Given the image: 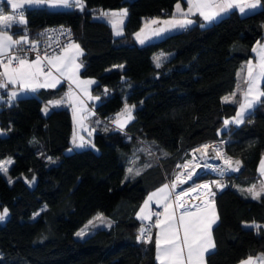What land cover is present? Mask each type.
Returning a JSON list of instances; mask_svg holds the SVG:
<instances>
[{"label": "trees", "instance_id": "16d2710c", "mask_svg": "<svg viewBox=\"0 0 264 264\" xmlns=\"http://www.w3.org/2000/svg\"><path fill=\"white\" fill-rule=\"evenodd\" d=\"M178 1L83 0V10L25 7L31 39L46 26L70 25L83 47L81 74L96 78L93 89L104 103L96 109L106 120L94 130L95 146L73 148L70 107L44 110L64 84L1 104L0 159L13 161L8 174L0 172V211L9 209L0 222V264H157L156 223L151 242L137 239L145 221L139 207L149 191L172 179L189 149L218 139H224L227 156L243 159L244 168L214 196L219 219L206 264H235L264 251V226L244 224L264 222V194L253 199L236 187L258 179L264 104L258 102L243 124L222 128L237 110L223 97L233 91L254 43L264 38V0L245 13L234 8L205 27L200 19L143 44L134 39L143 24L173 14ZM123 7L124 33L115 35L112 23L97 14ZM158 51L170 53L160 67ZM126 104L134 106V119L121 130L114 116ZM208 176L198 174L192 182ZM97 214L112 223L77 237Z\"/></svg>", "mask_w": 264, "mask_h": 264}, {"label": "snow or ice", "instance_id": "6c2138e0", "mask_svg": "<svg viewBox=\"0 0 264 264\" xmlns=\"http://www.w3.org/2000/svg\"><path fill=\"white\" fill-rule=\"evenodd\" d=\"M8 3L11 4L12 8L15 10V15H3L0 14V57L7 56L8 62L5 64L3 59H0V65L3 66L4 71L0 73V77L6 78L7 83L4 82L3 79H0V88H6L8 84L11 83H19L24 90L36 91L38 88L43 87H55L56 83H59L58 80H55L52 83L47 82V77L45 83H39L38 78L43 75L41 72V60L40 57L37 56L36 60L29 62L27 59L23 58L22 56H13L10 54V50L14 45H22V44H31L32 49L36 48L37 42L36 41H29L27 35V21L24 16V9L25 7H31L35 5H47L51 8H80L83 10L84 3L83 0H7ZM188 3V10L185 12L180 8V4H177V13L183 17L181 19H176L177 13L173 14V19L163 21L165 25L168 26L167 29H159V31H154L153 35H161L168 29H185L189 25L194 23L193 20L187 19L189 15L193 13V11L197 12L200 16L203 17L205 21L204 24H201V27H205L206 24L214 23L217 19H219L222 15L228 14L234 8L239 9L241 13H245V9H255L259 0H248V2H241V0H187ZM102 16H125L126 10H121L120 12H102ZM151 23H157L156 21H152ZM13 26H16L20 30L24 31L25 34L20 36L19 39H13L12 35H9L8 32L11 30ZM48 31V30H46ZM63 32L64 30L61 29ZM143 31V29L141 30ZM119 35V32H117ZM137 39L139 42L143 44L145 39H140V33H136ZM70 47H74L77 52V55L82 54L79 49V45L70 44ZM31 50V49H29ZM20 51H25L23 48ZM256 51V49H253ZM260 63L258 65L259 71L254 73L253 68L250 66L248 67V90L244 94V102L240 103L239 107L240 110L236 113V116L233 117L232 123L234 124H242L244 122V117L246 113H249L250 110L255 106L257 102L264 104V101H261L260 98L264 97V91H260L257 89L255 95H253V88L255 84V78L260 77L264 78V46H261L260 50ZM70 59H74V57H69L67 55L60 57L50 58L47 54L44 56V60L48 61L49 64L55 66L57 61L61 62L64 67H67V62ZM160 57H156V66L160 67ZM16 61L18 63V67H12L13 62ZM80 65H77V70L79 69ZM60 70V69H58ZM61 74L63 72L61 71ZM80 84L90 85L96 83L93 80H85L80 81ZM17 93L11 92L9 94L7 103H11L14 98H16ZM235 96V93H233ZM98 99V97H97ZM226 101L231 99L230 97L224 98ZM5 102L3 98L0 97V103ZM53 105H60L63 103V100L49 102ZM132 107H129L127 104L123 110L124 113H127V119L124 123L119 122V116L117 115V126L121 130L124 127V124L128 121L134 119L132 116ZM47 110V109H45ZM229 121H225V124H228ZM83 147V144L79 145ZM204 149H207L209 146L204 145L202 146ZM199 151V150H197ZM217 155H220L217 151ZM7 163H11L8 161ZM225 164L228 166V169L238 170V167L233 169L231 158L225 160ZM235 164L239 166L240 161H235ZM187 167V165H184ZM205 167H208L205 165ZM221 174H223L226 169L224 168H217ZM132 170L129 169V172ZM0 172H7V167L4 162H0ZM261 173L264 174V161L261 162ZM139 175V172L136 173ZM188 179H192V171L190 170L187 173ZM185 181L181 180L180 183H184ZM216 184V187L222 188L224 185L213 181ZM176 184L173 183L171 187L174 189L176 188ZM204 189H208L209 185L205 184L202 186ZM169 188V185L165 184L161 189L157 190L159 192H165L166 189ZM248 193L252 196L253 199H257L261 196V193H264V186L261 187L260 191H255V186L253 188L247 189ZM157 193H152L149 195L148 200L145 201V205L141 208L140 213L144 212V208L148 206L149 201L153 199ZM184 193L181 192L176 197L177 206L183 207L180 203V197L183 196ZM209 195H214V193L209 192ZM168 193L165 192V199H167ZM207 204L208 202L205 201V207L200 208L198 205L197 208L199 209L196 213L185 212L182 213L179 217V227H173V217L171 215L167 216L165 221H160L159 225H163L162 227V234H158L155 239V247H156V259L160 261V264H203V259L205 253L211 254L210 250L214 249V243L212 240L211 229L214 224H216L218 217L215 215L214 207L212 210L211 215L207 212ZM167 212V207L165 209ZM138 216L141 220H150V215H140ZM7 215V209L4 210L3 213H0V221L4 220ZM159 215L158 213L156 214ZM98 219L100 217H97ZM92 223L91 221L89 222ZM87 227V226H86ZM259 227V226H255ZM179 228L183 229V236L181 237ZM150 232L149 228H141L140 235L138 236V240H143L144 242H151V236L146 235ZM77 236H84L85 231L81 230L76 234ZM260 259L264 260V257ZM252 258L249 257L248 261H242L241 264H250Z\"/></svg>", "mask_w": 264, "mask_h": 264}, {"label": "crops", "instance_id": "0c3cea01", "mask_svg": "<svg viewBox=\"0 0 264 264\" xmlns=\"http://www.w3.org/2000/svg\"><path fill=\"white\" fill-rule=\"evenodd\" d=\"M16 2H19V1L16 0ZM241 2H248V0H241ZM178 3L180 4V8L183 11L186 12L188 10L187 0H186V2L180 0L176 3L173 14L177 13V7L176 6ZM260 5H261V0H259V3L257 4L256 8H258ZM237 9H238V7H237ZM115 10H119V11H115ZM121 10H126V15H127V8L126 7H123V9H121V8L110 9V10L108 9L107 11L104 10V11H101L100 13H102V12H108V13L120 12ZM251 10H254V9H245V12H248ZM0 14L15 15L16 13H15V10L12 8L11 4L7 2V0H0ZM173 14H171V15H173ZM24 16H25V13H24ZM176 16H180V15L177 13ZM104 17L107 20H109L112 23V26L114 27L115 17L110 16V15L104 16ZM181 18H183V17H181ZM25 19H26V16H25ZM187 19H191L194 22L196 20L202 19V21L205 22L203 20V17L200 16L195 11H193V13L191 15H189L187 17ZM160 21L161 20H159L157 24H160L161 23ZM152 25H154V24H151V23L143 24L139 29H137L134 32V35H133L134 39L139 42V39H137L136 33L142 32L141 31L142 29H143V32L145 35L144 37H147L146 39L144 38L145 42L148 40L156 39V38H158V37H160L166 33L171 32V31L179 30V29H168L166 32L162 33L161 35H153L154 31H159V29H162V28L155 29V27L153 28ZM167 28H168V26H167ZM167 28H165V29H167ZM123 33L124 32H121V33H119V35H122ZM8 34L12 35L13 39H19L20 36L25 34V32L20 30L16 26H13L11 28V30L8 32ZM114 34L118 35L117 32H115V31H114ZM27 35H28V33H27ZM141 35H142V33H140V37H141ZM28 38H30L29 35H28ZM141 39H143V37ZM70 44L79 45L80 52L81 53L83 52V47H82L81 43L76 40V41H72L70 43L65 44L61 48V50L58 51L57 53L49 55L50 58H54L57 56L63 57L65 55H67L69 57H74V59H70L67 62V67H64V65L61 62L57 61L55 63V66L48 63L50 69L48 71L44 72L43 67L45 65V60L43 57L39 56L40 60H41V72L43 73V75H41L38 78V81H39V83H45L46 77H47L48 83H52L55 80L59 81V83H56L55 87H43V88H56V87L60 86L61 84L65 85V90L61 95L51 97L46 101V103L44 105V110L47 109L45 111H48L53 106H60V105H64V104L68 105L72 111V116H73V123H74L73 134L75 133L76 137L78 139L82 140V142H84V141H87V136L84 132L85 131L91 132L93 129L95 130L97 125H99V123L101 122V119L98 116V113L96 110L100 107L104 108V103H102L100 101V99H101L100 95L98 93H96L93 89V86L95 83L90 84V85H84V84L79 83L80 81H85V80H93L95 82H97V80L95 77L84 76L81 74V68L83 65L82 54L77 55L76 54L77 50L74 47H70L69 46ZM157 54H163V55L165 54L164 58H167L170 53H165L164 51H158V52H156L155 57ZM23 58H25L29 62H31V61L36 60L37 56L23 57ZM77 65H80L78 70L76 68ZM12 67H18V63L17 62L13 63ZM58 69H60V70H58ZM3 71H4V68L2 66V72ZM61 71L63 72V74H61ZM5 80H6V78H5ZM39 89H41V88H38L34 92L30 91V90L26 91L21 87V85L19 83H11V84H8V87L5 91L0 93V97L3 98V101H8L9 94L11 92H16L17 93L16 97H18L20 95L36 93L37 91H39ZM97 97H98V99H97ZM14 100H15V98L13 99V101ZM59 100H63V103L60 105H53V104L49 103V102L59 101ZM2 103H0V106ZM96 107H97V109H96ZM123 110L116 113V115L114 116V121L117 122V115L120 114L119 122L124 123V121L127 119V113H124ZM127 123L124 124V127L127 125ZM73 134H72V139H73ZM262 161H264V153L262 154V157H261L259 164H258V174H259L258 179H261V182L259 183V185H260L259 191H260L261 187L264 186V174L261 173V162ZM176 166H177V164H176ZM199 182H203V185L208 184L209 188L204 189L201 187L200 189H197L195 191H191L190 193H188V195L184 201H182L180 199V203L183 205V207L177 206V202H176L177 196L176 197L172 196L171 180H167V181L162 182L161 184H159L158 186H156L155 188H153L151 191L148 192V194L146 195V197L144 198V200L142 201V203L139 207L137 215H138V213H140L141 208L145 205V201L148 200V197L150 194L157 193V190L161 189L163 187V185H165V184L169 185V188L165 190V192L168 193L167 199H165V192L157 193V195L154 196L151 201H149L148 206L146 208H144V212L140 213V215L152 216L151 206L155 205V204H159L162 206V214L156 221V228H155V233H154L155 239H156L158 234H162L163 225L158 226V223L160 221H165L166 217L171 215L173 217V227H179V217L181 216V214L185 213V212H190V213L198 212L199 209L197 208V206L199 205L200 208L205 207V201L208 202V204H207L208 214L211 215L213 207H214L215 215L219 219V212H218V208H217V205H216L215 199H214V196L216 193H214V195H209V192L213 193L212 183L210 181H207L206 179L201 180ZM195 184H197V182ZM195 184L193 186L185 189V190L180 191V192H185V191L189 190L190 188L194 187ZM263 194L264 193H262L261 195H263ZM166 207H167V212L165 211ZM244 224L245 225H253V226H260V225L264 226V222L261 223V222H256V221H246ZM213 226L211 229V235H212V240H213L214 247H215V238H214V234H213ZM179 231H180V235L182 237L183 236V229L179 228ZM258 254H259V252L257 254L248 255L247 257L243 258L242 260L238 261L235 264H241L242 261H248L249 257L252 258L250 264H259L258 263L259 262ZM206 255H207V253H205V255H204L203 264H206ZM157 264H160V261L157 260Z\"/></svg>", "mask_w": 264, "mask_h": 264}, {"label": "rangeland", "instance_id": "374dc122", "mask_svg": "<svg viewBox=\"0 0 264 264\" xmlns=\"http://www.w3.org/2000/svg\"><path fill=\"white\" fill-rule=\"evenodd\" d=\"M17 1H19V0H17ZM42 6H47V5H42ZM48 7H49V6H48ZM121 9H123V8H121ZM106 11H107V10H106ZM115 11H119V10H115ZM97 16L101 17L102 15H101V14H97ZM103 17H104V16H103ZM175 18H176V19H181V16H176ZM125 19H126V16H123V17H121V16H116V17H115V23H114V27H113V30H114L115 32H119V33L124 32V22H125ZM171 19H173V15L163 16V17H161L160 19H158V20L156 21V22L158 23V21L161 20V21H160V22H161L160 24H157V23H151V24H154V25H152V26H153V28L155 27V29H159V28L165 29V28H167V25H165V24L163 23V21H167V20H171ZM153 28H152V29H153ZM165 32H166V31H165ZM171 32H172V31H171ZM139 33H142L140 39H141L142 37H143V39H144V38H145V37H144V36H145V35H144V32L142 31V32H139ZM162 36H163V35H162ZM158 38H159V37H158ZM29 40H30V38H29ZM71 42H72V41H71ZM68 43H70V42H68ZM66 44H67V43H66ZM261 46H264V38H260V39H258V40L254 43L253 49H256V51H253V54H252L248 59H245V60L243 61L242 65H241V67H240V69H239V71H238L237 82H236V85H235L233 91L227 93V94L224 95V97H223V99H224L225 97H230L231 99H229V100H227V101H230V102H234V103H236V104H237V110H236V112H235L234 114H232V115H230V116H228V117L225 118L224 123H223V125H222V128H228V127L231 126V125H237V124L232 123L231 121H232L233 117L236 116V113L240 110L239 105H240V103L244 102V98H245V97H244V94H245V93L247 92V90H248V81H249L248 67H249V64H250V66L253 68L254 73L259 71L258 65H259V63H260V55H259V53H260V50H261ZM156 57H160V58H161V59H160V62H161L163 59H165V58H164V57H165V54H164V55H163V54H157ZM155 61H156V59H155ZM1 70H2V66H1ZM43 71H44V70H43ZM44 72H46V71H44ZM263 82H264V78H260V77H256V78H255V84H254V88H253V95H255L257 89L260 90V91H264ZM0 93H1V92H0ZM233 93H235V96H233ZM261 98H263V97H261ZM261 98H260V100H261ZM224 100H225V99H224ZM225 101H226V100H225ZM257 104H258V102L255 104V106H256ZM255 106L250 110L249 113H246V115H245V117H244V122L247 121L248 115L254 110ZM92 108H93V107H92ZM96 111H97V110H96ZM97 113H98V116L100 117L101 120H103V119L106 120V119L104 118V117H105L104 115H102V114H101L100 112H98V111H97ZM226 120L229 121L228 124H225V121H226ZM111 121H112V120H111ZM112 122H113V121H112ZM244 122H243V123H244ZM243 123H242V124H243ZM239 125H241V124H239ZM237 126H238V125H237ZM3 132H4V131L0 128V133H3ZM74 132H75V131H74ZM84 133H85L86 136H87V141H84V142H82V140L78 139V138L76 137V134H75V133L73 134V139H72V146H73V148H83L84 146H89L88 144H90L91 146H95V144H94V142H93V140H92V136H93V133H94V129H93L91 132H89V131H85ZM224 142H225V141H218V142H217V141L214 140V141H206V143H203V144H207V143H216V145H217V147H218V149H219L221 155H222L224 158H226L227 155L225 154V150H224ZM80 144H83V147H80V146H79ZM198 146H199V145H198ZM144 147L147 149V151L150 150V148H148V146L145 145ZM193 148H194V147H193ZM148 149H149V150H148ZM191 150H192V148L189 149V150L187 151V153H186V154L180 159V161H179L178 164H177V167H176L175 173H174L172 176H170V178H172V179H171V185H172L173 183H175V184L177 185V186H176V187H177V192H176L175 195H173V193H174V189L171 187V189H172L171 191H173L172 196H174V197H176L180 191L185 190V189H187V188L193 186L196 182L193 183V182H192V181H193L192 179H193L196 175H198V174H201V173H209L210 176L206 177L205 179H206L207 181H210V182L212 183V181L209 180V178H210L211 176H214V175H213V172H212L211 170H203V171H199V172L195 173V174L192 176V179H182V178L179 177V172H180L181 170H183L186 161L189 160V159L191 158ZM150 151H151V150H150ZM231 160H233V159H231ZM8 161H11V163H12V161H13V157H12V156H6V157L0 159V162H4V163L6 164V167H7V172H6V174H8V166L11 164V163H7ZM4 173H5V172H4ZM181 180H183V181H187V182H191V183H189V185H186V186H184V187H180V181H181ZM202 180H204V179H202ZM34 181H35V179H34L32 182H34ZM200 181H201V180H200ZM260 182H261V179H257V180H255L254 182H252L251 184H248V185L236 184V187H237L241 192H243L244 194L251 196V195L248 193L247 189L253 188V186H255V191L259 192V187H260L259 183H260ZM201 183H203V182H199V181H197V184H195L194 187H192V188H190L189 190L183 192L184 195L181 196V197L183 198V199H181V200L184 201V200L186 199L188 193H190L191 191H195V190H197V189H200L201 187H199L198 185L202 186L203 184L201 185ZM212 186H213V183H212ZM212 189H213V188H212ZM180 193H181V192H180ZM180 193H179V194H180ZM261 194H262V193H261ZM154 207H155L154 205L151 206V211H152V209H153ZM5 209H7V215H6V217H5L4 220L0 221L1 223L4 222V221L6 220V218L8 217V215H9V209H8V207H6V206L0 211V213H3ZM161 214H162V209H161ZM160 216H161V215H160ZM97 217H100V218L98 219ZM90 221L92 222L91 224L89 223ZM111 223H112V220H111V218H109L107 215H105V214H97L94 218H91L86 224H84V226H83L82 228H80V229L76 232V234H77L78 232H80L81 230H84V231H85V235H84V236H87L90 232H92V230H95V228H98L99 226H109ZM86 226H87V227H86ZM76 234H75V235H76ZM76 236H77V235H76ZM84 236H77V237H84ZM261 257H264V251H260L259 254H258V260H259L258 263H259V264H264V260L260 259Z\"/></svg>", "mask_w": 264, "mask_h": 264}, {"label": "built area", "instance_id": "2783aa9c", "mask_svg": "<svg viewBox=\"0 0 264 264\" xmlns=\"http://www.w3.org/2000/svg\"><path fill=\"white\" fill-rule=\"evenodd\" d=\"M151 18H153V16H150ZM61 29H63L64 31L62 32ZM48 30V31H46ZM75 34L72 31L70 25L66 24V23H57V24H53V25H49L44 27L41 30V37L38 39H31L29 41H36L37 42V46L36 48L32 49L31 44H22V45H14L11 50H10V54L13 56H22V57H32V56H41L44 58L45 54L52 55L54 53H57L58 51L61 50V48L68 42L71 41H75ZM23 48L25 51H20V49ZM31 49V50H29ZM0 59H3L4 63H7V56L5 57H0ZM13 63H16V61H14ZM1 66L0 65V73H2L1 70ZM49 68V64L48 62L45 60V65L43 67L44 71H48ZM0 79H3L5 83H7V81L5 80V78L0 77ZM8 87V86H7ZM6 88H0V91H4L7 89ZM215 141H224V139H218ZM230 158L229 156L226 157V159ZM232 159V158H231ZM232 163V167L233 169H235L234 167V162L233 160H231ZM237 172L235 170H231L229 172H225L223 174H216L213 172L214 176H211L209 178V180L212 181H216L219 182L221 184H223L224 186L222 188H218L216 187V184L213 183L212 186V190L213 193L218 192L219 190L227 187L229 185V178L231 175L236 174ZM177 192V187L174 188V193L173 195H175ZM155 207L152 209V216L150 220H145L142 228H149L150 227V232H148L146 235H150L151 232L154 229V225L156 223V220L160 217L161 215V209L162 206L159 204H155ZM159 214L158 216L156 214Z\"/></svg>", "mask_w": 264, "mask_h": 264}, {"label": "bare ground", "instance_id": "6f19581e", "mask_svg": "<svg viewBox=\"0 0 264 264\" xmlns=\"http://www.w3.org/2000/svg\"><path fill=\"white\" fill-rule=\"evenodd\" d=\"M204 145H208L209 147L204 149L202 147ZM217 151L220 155H217ZM225 160L226 158L221 155L216 143L201 144L191 150V158L185 163L187 167H184L183 170L179 172V177L182 179H188L187 173L190 170L192 171V176L195 173L203 170H211L216 174H221L218 170H216L217 168H224L226 169L225 172H229L232 169H228V166L225 164ZM205 165L208 167H205ZM202 184L203 183H201V185ZM180 199L183 198L180 197Z\"/></svg>", "mask_w": 264, "mask_h": 264}, {"label": "water", "instance_id": "95a60500", "mask_svg": "<svg viewBox=\"0 0 264 264\" xmlns=\"http://www.w3.org/2000/svg\"><path fill=\"white\" fill-rule=\"evenodd\" d=\"M235 161H240L239 166H237V165L235 164ZM233 162H234V167H235V168L238 167V170H235V171H236V172H241V171L243 170V168H244V161H243V159H242V158H236V159L233 160Z\"/></svg>", "mask_w": 264, "mask_h": 264}]
</instances>
